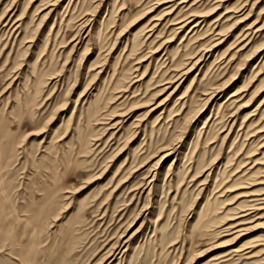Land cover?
<instances>
[{
    "label": "rangeland",
    "instance_id": "1",
    "mask_svg": "<svg viewBox=\"0 0 264 264\" xmlns=\"http://www.w3.org/2000/svg\"><path fill=\"white\" fill-rule=\"evenodd\" d=\"M0 264H264V0H0Z\"/></svg>",
    "mask_w": 264,
    "mask_h": 264
},
{
    "label": "bare ground",
    "instance_id": "2",
    "mask_svg": "<svg viewBox=\"0 0 264 264\" xmlns=\"http://www.w3.org/2000/svg\"><path fill=\"white\" fill-rule=\"evenodd\" d=\"M167 155H169V153H166V154H164V155H162L161 156V158L159 159V160H164L166 157H167ZM154 174V173H153ZM153 177H154V175H153ZM151 181V180H150ZM262 201V200H261Z\"/></svg>",
    "mask_w": 264,
    "mask_h": 264
}]
</instances>
